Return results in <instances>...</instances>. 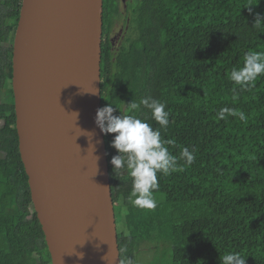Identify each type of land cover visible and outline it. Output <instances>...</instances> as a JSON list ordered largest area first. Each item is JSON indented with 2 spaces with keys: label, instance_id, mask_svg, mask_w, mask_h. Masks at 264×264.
<instances>
[{
  "label": "trees",
  "instance_id": "obj_1",
  "mask_svg": "<svg viewBox=\"0 0 264 264\" xmlns=\"http://www.w3.org/2000/svg\"><path fill=\"white\" fill-rule=\"evenodd\" d=\"M21 7L22 0H0V264H52L16 130L12 58ZM115 13L116 0H104V32ZM134 13L127 44L115 54L102 47L101 105L160 128L149 109L130 113L127 104L163 102L169 125L161 138L175 142L166 146L182 170L158 173L157 207L138 208L129 172L114 173L111 164L115 134H105L118 244L127 248L121 261L140 264L146 253L145 264H221L239 252L246 264H264V75L247 89L229 79L248 51L264 52V0H138ZM222 108L246 119L220 118ZM185 147L195 150L190 166L180 159Z\"/></svg>",
  "mask_w": 264,
  "mask_h": 264
},
{
  "label": "water",
  "instance_id": "obj_2",
  "mask_svg": "<svg viewBox=\"0 0 264 264\" xmlns=\"http://www.w3.org/2000/svg\"><path fill=\"white\" fill-rule=\"evenodd\" d=\"M103 14L104 0H22L13 43L19 150L52 264H112L119 250L105 134L95 124Z\"/></svg>",
  "mask_w": 264,
  "mask_h": 264
},
{
  "label": "clouds",
  "instance_id": "obj_3",
  "mask_svg": "<svg viewBox=\"0 0 264 264\" xmlns=\"http://www.w3.org/2000/svg\"><path fill=\"white\" fill-rule=\"evenodd\" d=\"M249 11H251L250 7ZM260 22L261 19L257 15L255 24ZM261 75H264V52L248 51L244 55L243 66L232 68L229 79L241 89H247L253 86ZM90 93L95 94V92ZM127 105L130 113L139 110L141 105L149 109L152 119L160 125V128H153L146 120L133 114L116 115L118 108L113 107L111 103L97 109L95 124L102 133L115 134L111 146L118 154L112 157L111 164L114 173L127 170L132 177L133 205L154 210L157 207L154 190L159 187L158 173L166 176L182 170L178 166V158L166 146L175 142L161 138V128L166 129L169 125V113L165 110L166 105L163 102L151 97L142 98L139 103L132 100ZM226 113L238 116L241 120L246 119L243 111L229 108H222L218 116L224 118ZM74 114L77 118L78 113ZM88 133L91 137L95 135L93 132ZM194 151H190L187 147L183 148L180 159H184L190 166L195 160ZM98 159L99 157H96V161ZM126 252L127 248L119 249L117 258L112 264H136V261L128 256L121 261L120 253ZM220 262L221 264H246V257L239 252H229L220 258Z\"/></svg>",
  "mask_w": 264,
  "mask_h": 264
},
{
  "label": "flooded vegetation",
  "instance_id": "obj_4",
  "mask_svg": "<svg viewBox=\"0 0 264 264\" xmlns=\"http://www.w3.org/2000/svg\"><path fill=\"white\" fill-rule=\"evenodd\" d=\"M112 0H107L110 3ZM138 0H116V6L118 9V13H115L112 16L113 26L112 28L106 32L103 31V44L102 47L104 51L109 49L111 54H115L116 51H119L120 47L123 44H127V39L130 33L136 31V26L134 24V9ZM120 23V28L122 30V34H116L117 24ZM117 28V29H116ZM114 40L116 42H114ZM117 46L116 48H114Z\"/></svg>",
  "mask_w": 264,
  "mask_h": 264
},
{
  "label": "rangeland",
  "instance_id": "obj_5",
  "mask_svg": "<svg viewBox=\"0 0 264 264\" xmlns=\"http://www.w3.org/2000/svg\"><path fill=\"white\" fill-rule=\"evenodd\" d=\"M118 28V29H117ZM117 31H116V34L118 35L119 34V32L122 34V30H121V28H120V23L119 24H117ZM114 42H116L115 40H114ZM117 46H115L114 48H116ZM119 227V229H122V225H119L118 226ZM153 256V255H152ZM36 257V256H35ZM35 257L34 256H30L29 257V261L30 262H35ZM151 258H150V256L149 255H146V253H145V255H142V257L140 258V264H145L146 262H148L149 260H150Z\"/></svg>",
  "mask_w": 264,
  "mask_h": 264
}]
</instances>
